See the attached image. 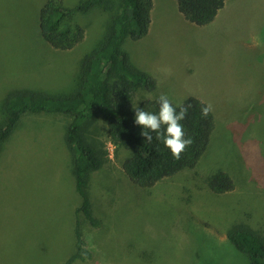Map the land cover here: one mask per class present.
Returning <instances> with one entry per match:
<instances>
[{"label":"rangeland","instance_id":"rangeland-1","mask_svg":"<svg viewBox=\"0 0 264 264\" xmlns=\"http://www.w3.org/2000/svg\"><path fill=\"white\" fill-rule=\"evenodd\" d=\"M79 0H64L73 6ZM44 0H0L1 103L13 91L64 93L75 85L80 60L99 42L117 1L107 0L74 21L85 32L70 50L41 37L38 11ZM172 2V3H171ZM153 0L146 35L125 39L130 63L155 80L138 99L166 94L179 104L194 96L212 106L214 128L192 169L141 188L121 169L99 117L90 135L104 143L107 160L89 174L87 194L92 259L72 264H249L226 238L242 223L264 238V0H226L208 24L175 13V0ZM70 117L26 112L0 144V264H61L74 250L71 151L64 139ZM223 170L234 182L229 193L206 186Z\"/></svg>","mask_w":264,"mask_h":264},{"label":"trees","instance_id":"trees-1","mask_svg":"<svg viewBox=\"0 0 264 264\" xmlns=\"http://www.w3.org/2000/svg\"><path fill=\"white\" fill-rule=\"evenodd\" d=\"M107 0H79L67 6L64 0H44L38 11V28L41 37L52 48L70 50L84 38V29L74 21L76 12H86ZM117 11L109 16L105 31L96 46L80 60L74 87L64 93L44 91H13L2 103L0 144L13 131L20 117L26 112H60L70 117L64 129V139L71 151L73 188L79 196L74 209V250L61 264L92 259L91 238L80 224V214L91 226L100 221L92 213L87 194L89 174L99 168L106 158L104 143L90 135L92 126L100 116L107 140L114 145L115 153L127 152L121 159V169L130 182L139 187H151L161 178L169 177L182 169H192L200 159L214 128L211 111L202 115L206 104L188 96L176 105H191L181 124L191 146L179 160L170 150L155 139L149 143L142 137V126L136 125L135 108L157 113L158 97L136 99L137 90L155 89L151 75L133 66L122 49L129 38L136 40L146 35L151 23L153 0H116ZM226 0H175L183 18L196 25L210 23ZM177 111L179 108L177 107ZM251 181L264 187V182L252 176ZM208 189L227 193L234 189L229 174L217 170L205 178ZM229 243L244 254L249 264H264V238L242 223L234 224L226 232Z\"/></svg>","mask_w":264,"mask_h":264},{"label":"clouds","instance_id":"clouds-1","mask_svg":"<svg viewBox=\"0 0 264 264\" xmlns=\"http://www.w3.org/2000/svg\"><path fill=\"white\" fill-rule=\"evenodd\" d=\"M157 103L159 110L157 113L147 112L144 109L135 108V124L142 126V137L149 143L153 141V133L155 139L161 141L168 148L173 158L179 160L182 154L193 143L190 136H187L181 121L188 114L191 105H176L169 100L166 94L158 97ZM177 107L179 111H177ZM212 110L210 104L202 107L201 113L207 116Z\"/></svg>","mask_w":264,"mask_h":264},{"label":"crops","instance_id":"crops-1","mask_svg":"<svg viewBox=\"0 0 264 264\" xmlns=\"http://www.w3.org/2000/svg\"><path fill=\"white\" fill-rule=\"evenodd\" d=\"M170 2H171V0H169ZM172 3V2H171ZM174 5V7H175V13L178 15V16H180V17H183L182 15H181V13L178 11V9H177V5L176 4H173ZM225 5V4H224ZM224 7V6H223ZM223 7L221 8V9H223ZM221 9L219 10V11H221ZM219 11L217 12V14L219 13ZM217 14H216V16H217ZM151 21H152V19H151Z\"/></svg>","mask_w":264,"mask_h":264}]
</instances>
